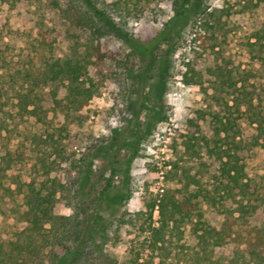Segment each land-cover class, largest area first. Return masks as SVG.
<instances>
[{"label":"trees","instance_id":"16d2710c","mask_svg":"<svg viewBox=\"0 0 264 264\" xmlns=\"http://www.w3.org/2000/svg\"><path fill=\"white\" fill-rule=\"evenodd\" d=\"M32 1L43 4L64 24V29H53L54 34L75 40L84 50L78 56L55 57L50 37L28 35L22 46H8L10 54L0 56V143L4 140L0 145V219L14 214L19 222L12 239L6 242L0 238V264H264V222L252 221L259 204L247 200L251 178L246 161L251 149L264 148V113L256 109L253 98H248L244 84L239 86V81H233L231 72L221 65L207 67L214 81L233 88L234 95L233 104L226 103L225 114H211L215 121L213 135L203 137L202 149L220 161L210 188L188 174L181 188L163 189L146 203L145 210L125 212L105 221L95 210L107 192L116 187L114 177L122 144L109 161L110 173L98 175L89 193L93 196L86 198L82 182L92 153L79 159L70 157L63 140L67 128L46 125L37 88L55 84L51 91L55 107L67 117L85 107L99 92L96 75L106 58L102 40L114 36L133 42L135 37L129 24L150 14L151 0H0V13L4 8L11 13L1 29L4 38L22 39L26 34L19 28L5 33L4 30L11 28L12 18L22 17V5ZM251 2L255 8L264 7V0ZM173 9L174 15L161 37L145 50L148 56L142 57V75L157 68L167 56L161 43L169 41L172 32H178L194 15L211 14L207 0H173ZM203 25L213 24L205 20ZM249 38L255 39L251 45L262 43L264 22L254 26ZM129 57L130 54L124 60L118 59L114 70L102 77V82L110 78L117 104L124 103L130 91ZM170 66L168 60L167 70ZM186 66L183 82L202 84V70L193 61ZM61 87L65 89L64 95L59 93ZM9 105L12 108H7ZM234 107L241 115H247L255 125V133L241 136L231 111ZM34 116L36 122L32 120ZM17 135L36 157L37 176L29 182L23 180L17 167L25 151L8 147ZM195 139L193 136L186 140L185 147L188 152L199 154ZM67 162L69 165L64 167ZM259 185L264 189V179ZM131 195L128 192L126 198ZM60 199L73 207L71 214L56 213ZM203 201L211 204L218 215L216 223L204 219ZM194 219L195 243L191 245L186 239L185 225ZM125 231H132L135 236L130 239L126 261H122L108 245L120 243ZM231 243L235 245L234 253L225 263L219 249Z\"/></svg>","mask_w":264,"mask_h":264},{"label":"rangeland","instance_id":"374dc122","mask_svg":"<svg viewBox=\"0 0 264 264\" xmlns=\"http://www.w3.org/2000/svg\"><path fill=\"white\" fill-rule=\"evenodd\" d=\"M207 4L211 14L194 15L178 32H172L169 41L161 43L167 56L161 59L157 68L145 75L141 71L144 65L142 57L148 56L146 48L155 45L174 15L173 0H151L150 14L130 22L135 37L133 42L114 36L104 38L102 50L106 58L98 68L100 74L96 75L99 92L85 107L70 112L68 117L55 107L51 95L55 84L37 88L46 125H65L67 128L63 131V140L70 157L79 159L88 152L92 153L82 182L86 198L93 196V193H89L98 175L101 172L110 173L109 161L116 147L122 144L116 164L118 173L114 177L116 187L107 192L95 210L105 221L125 212L145 210L146 203L163 189L181 188L188 174L205 187L210 188L214 184L213 174L219 172L220 161L202 149L203 137L213 135L215 121L211 114H225L226 103L233 104L234 95L233 88L214 81L215 77L207 72L208 66L221 65L230 71L232 80L239 81V86L244 84L248 98H253L256 109L264 113V38L262 43L255 45H251L255 39L249 38L254 26L264 22V7L255 8L251 0H207ZM6 11L4 8L0 13V56L3 53L10 54L8 46H22L28 35L32 38L50 37L54 43L55 57L68 58L82 54L84 47L78 46L75 40L52 32L55 28L64 29L65 26L55 13L49 12L39 2L22 5V17L12 18L11 28L8 26L4 30L5 33L9 29L19 28L26 33L22 39L13 36L4 38L1 29L11 14ZM205 20L213 24L212 27H205ZM131 50H135L136 54L131 53ZM129 54V66L132 69L127 81L130 91L126 101L117 104L110 78L102 82V77L114 70L118 59L124 60ZM168 60L171 66L167 70ZM189 61L202 70V84L183 82ZM59 93L64 95L65 89L61 87ZM142 103L145 107H142ZM231 111L241 136L255 133V125L250 123L247 115H241L235 107ZM32 120L36 122L37 118L34 116ZM193 136L197 138L195 148L199 154L186 150L185 141L193 139ZM3 141L0 145H3ZM24 142L17 135L12 137L8 147L25 151L24 159L17 163V167L21 170L23 180L29 182L37 176L36 157ZM128 142L133 145H127ZM246 161L251 178L247 200L252 199L259 204V211L252 221L262 224L264 189L260 188L259 182L264 179V148L251 149ZM69 162L63 166H68ZM191 189L195 190L196 187L192 185ZM128 192L132 193L130 198H126ZM201 206L204 219L216 223L219 217L211 204L203 201ZM73 210L63 199L59 200L55 208L56 213L60 214H71ZM195 222L196 219L185 225L186 239L191 245L195 243ZM18 224V217L14 214L2 217L0 238L6 242L12 239L19 228ZM130 232L125 231L120 243L108 245L122 261H126L130 239L135 236ZM234 249L233 243L219 249L223 262H229Z\"/></svg>","mask_w":264,"mask_h":264}]
</instances>
